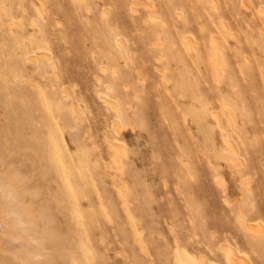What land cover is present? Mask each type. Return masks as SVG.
<instances>
[{
  "label": "rangeland",
  "instance_id": "1",
  "mask_svg": "<svg viewBox=\"0 0 264 264\" xmlns=\"http://www.w3.org/2000/svg\"><path fill=\"white\" fill-rule=\"evenodd\" d=\"M0 177L48 264H264V0H0Z\"/></svg>",
  "mask_w": 264,
  "mask_h": 264
},
{
  "label": "bare ground",
  "instance_id": "2",
  "mask_svg": "<svg viewBox=\"0 0 264 264\" xmlns=\"http://www.w3.org/2000/svg\"><path fill=\"white\" fill-rule=\"evenodd\" d=\"M135 2L136 1H134L132 3L133 4L132 5L133 8L131 7L132 9L135 8V5H136ZM13 3H12V5H13ZM20 4H21V2H20ZM22 11H23V9H22ZM148 20H149L151 25H156L157 22L155 20V16L153 14V11L149 12ZM230 34H232V33L230 32ZM191 42L192 41H190L188 39L186 43L188 45H190ZM123 45L124 44L121 41L120 42L121 51H123ZM27 46H28V48H31L30 44H28ZM211 46L217 52V53L215 52V54L216 55L218 54L217 57H216V55H213L214 51H213V49H211L213 53L211 52L212 55H209V56L210 57L214 56L213 58L218 61L217 62L218 65H216V63H215L216 66L214 65V68L220 67L221 71L223 73H224V71L226 72V70H225L226 68L225 67H224L225 69L223 68V65H225L224 64L225 63L224 62V60H225L224 54L225 53L223 54V51L225 52V50H223V49H225L224 48V46H225L224 42L218 36H214L212 43H211ZM221 54H223V55H221ZM127 56H130V55H127ZM219 56H222L221 57L222 59ZM223 56H224V60H223ZM215 60H214V62H216ZM247 60H248V58H247ZM211 62H213V61L211 60L210 63ZM214 62H213V64H214ZM214 68H212V71H210L211 73H213ZM219 69H217L216 71H218ZM223 73H220L219 71H218V73H213V76L215 75L216 78L219 77L217 79L218 83L220 82V80H221L220 76H223ZM166 76L167 75L165 73H162V77L165 80L167 78ZM217 80H216V83H217ZM233 84H232V86L235 85V84L234 85ZM235 87H236V85H235ZM65 95L69 96V92L66 91ZM101 100H103L104 102L109 103V104L112 103L104 95H101ZM220 100H223L222 102H225V103L227 102V101H224L225 99H220ZM211 102L212 101L207 103V105L209 106V104ZM219 103H217V104H219ZM225 103L223 105L226 106V104H227L229 106L228 102L226 104ZM213 104H210V105L213 106ZM217 104H216V106H218ZM220 104L218 107H216V106L215 107L220 108L221 107ZM71 105H72L71 106V112H72L73 116L78 117L79 114H78V110H77V107H76L74 100H72ZM112 105H113V103H112ZM216 108L210 107V111L213 115V118L217 121L220 130L224 133L225 143L227 144L228 149L233 153L232 159L235 160V158H236L235 161H236V163H238L237 162L238 161L237 160L238 150H236L237 148L235 149V147H236V146H234L235 142L233 141V139H232V141L234 143L231 141V139H230L231 137H229V134H228L229 130H228V132L226 131L227 129L224 127L223 121H222V117L225 118L226 115H229V114L225 115L222 112L219 113L218 112L219 109H218V111H216L215 110ZM220 109H222V108H220ZM226 109H225L226 112L229 110L228 112L231 113V111L228 107ZM231 110H232V108H231ZM221 111H223V109ZM221 114L224 116H222ZM233 116L234 115H232V117ZM232 117H230V118H232ZM119 133H120V126H117L116 127V134H119ZM245 180L246 179H244V181ZM244 181H243L244 187H248V185H245V183L248 184L247 183L248 181H245V182ZM8 183H9V180H8V182H6V184L8 185ZM246 189H248V191H247L248 193H251L252 190L250 188H246ZM245 191L246 190H244V193H245ZM30 215L31 214H29L26 211V209L23 207V205L21 203H19L13 189L7 188L5 186L2 178L0 177V264H48V263H46L47 261H45V258H44V255L46 254V252L43 253V250L41 248V239L39 238L40 236L38 237V235H37V231H36L37 227L35 229L31 225L32 217ZM251 229L254 231H257L260 228H251ZM38 234H39V232H38ZM44 236H46V234ZM221 241H222L221 243L223 244V246L221 247L222 253L224 254L225 259H226L225 264H237L238 262H239L238 264H240V262H241L240 260H242V259H240L241 258V256H239L240 254L235 249L231 248V246H229L226 243V242H228L227 240H225L224 238H221ZM203 263H204V261H203L202 257L196 258V259L191 258V257H186L184 259H180L179 257H177V259H176V264H203ZM211 264H214V263H211Z\"/></svg>",
  "mask_w": 264,
  "mask_h": 264
}]
</instances>
